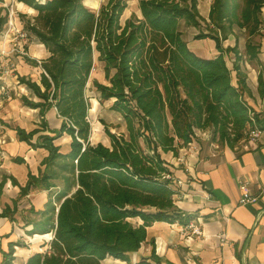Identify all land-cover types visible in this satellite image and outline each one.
Segmentation results:
<instances>
[{
	"label": "trees",
	"instance_id": "1",
	"mask_svg": "<svg viewBox=\"0 0 264 264\" xmlns=\"http://www.w3.org/2000/svg\"><path fill=\"white\" fill-rule=\"evenodd\" d=\"M14 1L37 13L28 20L19 14L18 21L30 44L43 45L50 54L41 63L24 57L42 69L40 84L18 78L30 95L22 96V103L39 111L41 124L30 133L16 132L20 142L48 156L38 175L29 172L26 186L9 177L21 192L0 218L13 221L21 199L47 191L45 210H30L38 219L30 221L29 235L52 239L49 249L27 264L130 263L153 224L184 227L192 219L176 205L177 178L164 154L179 158L197 132H210L213 143L234 150L249 141L250 131L264 130V114L248 104L244 57L237 46L223 47L236 29L245 30L247 61L259 63L261 45L252 39L263 37L264 0H214L208 32L195 39L214 41L220 53L215 58L196 55L181 31L182 22L201 27L199 0H140L142 18L133 14L124 25L128 0H109L98 13L85 0ZM8 23L9 10L0 11V37ZM226 54H234L233 70ZM96 60L107 82L93 80L99 100L113 101L111 109L127 127V134H117L104 126L110 145L91 141L88 85ZM258 81L263 94L262 74ZM53 109L63 120L60 130L49 129L47 115ZM65 135L72 139L66 153L57 144ZM14 163L26 164L22 158ZM7 179L0 183V197ZM152 258L159 261L155 254Z\"/></svg>",
	"mask_w": 264,
	"mask_h": 264
},
{
	"label": "crops",
	"instance_id": "2",
	"mask_svg": "<svg viewBox=\"0 0 264 264\" xmlns=\"http://www.w3.org/2000/svg\"><path fill=\"white\" fill-rule=\"evenodd\" d=\"M84 4L95 13L105 5L103 0H85ZM210 11L211 8L208 21ZM127 13L128 9L124 13L125 22L133 15L132 12ZM134 13L142 18L139 2ZM260 45L257 66L258 74H262L264 81V35ZM28 52L35 60H45L50 56L46 48L37 43L29 44ZM22 59L24 63L18 65L17 79L30 78L28 74L35 76L38 73L39 79L33 80L40 84L42 69L33 67L24 57ZM23 66L29 69L25 68L24 72H21ZM30 69L35 72L32 73ZM259 75L255 78L251 76L248 84L250 95H247V100L254 111L264 114V90L263 94L259 91ZM2 83L0 82V86ZM22 87L26 89L25 86ZM0 99L5 100L4 106L0 107V119L13 126L0 130V143H5L6 138L12 140H6L5 146H1L5 151V159L0 160V183L3 177H8L0 197L1 215L6 206L13 208V202L19 199L21 192L19 187L13 186L9 177H14L21 186H26L29 172L38 175L41 162L48 156V152L31 149L28 144L18 140L16 132L17 128L28 133L40 128L39 111L25 107L21 99L12 102H7L2 97ZM47 121L51 131L60 130L62 127L63 120L55 109L48 113ZM64 138L68 139L65 149L58 142L57 144L66 153L72 139L67 135L62 139ZM195 144L191 147H195ZM191 147L184 149V164L179 161L181 155L175 158L172 153H169L165 160L172 165L171 170L177 179L191 181V184H186L181 189L191 197L176 201V205L181 211L191 215L190 224L199 227L203 236H191L190 232L187 234L186 226L183 227L179 223H155L148 228L147 241L139 252L131 255L130 263L112 260V264H264V135L258 141L249 140L240 148L231 150L223 147L219 151L204 155L201 152L202 147L200 150ZM29 150L31 152L28 153ZM32 155L40 157L39 164L35 167L29 159ZM16 158L24 159L26 164L14 163ZM243 181L250 183L251 194L257 199L247 206L240 205V183ZM36 193L37 191H34L18 202L19 212L13 221L10 218H0V264H27L31 257L49 249L51 235H29L33 229L30 221L35 220L32 218L31 208L43 211L49 200V192L39 191L38 195L43 202L40 208H36L31 200ZM39 239L43 241L41 244L38 243ZM153 254L160 263L152 258Z\"/></svg>",
	"mask_w": 264,
	"mask_h": 264
},
{
	"label": "rangeland",
	"instance_id": "3",
	"mask_svg": "<svg viewBox=\"0 0 264 264\" xmlns=\"http://www.w3.org/2000/svg\"><path fill=\"white\" fill-rule=\"evenodd\" d=\"M109 0H103V5L107 4ZM129 1V8L128 13L132 12V14H135L134 11L136 10V4L140 0H128ZM214 3V0H199V12L201 16V27L195 28V27H189L185 22H182L181 24V31L184 35V40L189 44V47L191 50L198 56L202 58H215L219 56V52L216 50V44L211 39L207 40H196L195 37L199 35L201 32H208L207 29V21H208V14L209 9L212 7ZM8 9L10 12H14L16 14V17L19 14L26 15L25 20H28V18L33 19L37 16V13L33 12L27 7H23L21 4H15L14 0H6L5 4H0V11ZM100 10H98L96 13H98ZM5 11H3L4 13ZM127 13V14H128ZM127 16V15H126ZM125 15L124 18H122V23L125 22ZM206 21V22H205ZM19 22V21H18ZM209 22V21H208ZM264 35V32L262 33ZM249 41L248 33L245 30H239L236 29L235 36H230L227 41L223 42V47L227 49L228 47H238V51L243 55L244 60L242 62V71L247 75V84H249V81L251 76L255 78L258 74V66L256 62L250 63L247 61L246 57V45ZM255 44H259L261 41L260 36H256L252 39ZM10 46V45H8ZM225 59L227 61V64L231 70H233L234 66V54H226ZM24 63V60L22 59V56H19L17 54L11 55L8 59L0 60V66L2 68H8L12 73L9 74L8 78L5 80L7 86H9L11 98L7 100V102H12L13 100H19L24 95H29V92L22 86L18 85V79L17 74L18 73V65L21 63ZM29 69L27 66H23L20 71L24 72V69ZM103 65L96 61L95 63V70L92 73L91 77V85L89 86L88 90V96L90 99L91 104V112H90V122L92 126V136L91 141L94 144L103 143L105 145H110V141L106 135L104 126H108L110 130L117 134H127V127L126 123L123 119V117L113 111L111 109L113 101H107V102H100L99 100V94L97 93L95 87L93 86V80H98L99 82L107 84V82L104 79V73L102 74ZM257 69V70H256ZM31 72H35L33 69H30ZM257 71V72H255ZM26 76V75H25ZM27 76H30L31 79H39V74L37 73L35 76L28 74ZM233 76H236L235 73H233ZM2 96L0 95V98ZM3 98V97H2ZM3 104H2V103ZM6 102V103H7ZM5 100L3 101L0 99V107L4 106ZM37 120V119H36ZM39 124V121H38ZM5 127H13L12 125L6 123L4 120L0 119V130L4 129ZM198 138L195 140L194 143H196L194 146L191 147L192 149L195 148L196 150H200V147H202V155L205 153H210L211 151H219L223 148L221 144L218 142H215L212 144L211 140V133L210 132H197ZM6 140H10L7 139ZM5 140V143L7 142ZM67 138L60 139L58 141V144L63 146V148H66ZM12 141V140H10ZM203 141V142H202ZM5 143H0V160L5 157V151L1 149V146H5ZM203 143V144H202ZM200 145V146H199ZM219 145V146H218ZM190 148V146L188 147ZM182 153L180 151V155L182 157H185L183 154L184 149H182ZM28 153L31 152V150L27 151ZM34 154V153H32ZM168 154H164V157L166 158ZM169 158V157H168ZM186 158V157H185ZM5 159V158H4ZM30 159V162L33 164V167L37 166L40 161V157L38 155H32ZM39 191L35 194V197H33L31 200L34 202L36 208H40L42 206V199L41 196L38 195ZM33 215V214H32ZM32 218L37 219V217ZM134 224H140V220H132ZM43 241L42 239H39L38 243L41 244ZM112 260L108 261V264H112ZM114 264V263H113Z\"/></svg>",
	"mask_w": 264,
	"mask_h": 264
},
{
	"label": "built area",
	"instance_id": "4",
	"mask_svg": "<svg viewBox=\"0 0 264 264\" xmlns=\"http://www.w3.org/2000/svg\"><path fill=\"white\" fill-rule=\"evenodd\" d=\"M18 16L16 17V14L14 12L9 11V23L7 25L5 33L0 37V60L8 59L13 54H17L22 57L31 58L27 50V46L30 44V37L29 34L26 31H24L22 26L19 24ZM38 61L39 63H41V60ZM10 73L12 72L8 68H2L0 66V82L1 83L3 82L2 85L0 86V95L6 100L11 98L9 86H7L5 82V80L8 78ZM263 135H264V130L261 129L252 130L249 133V140L258 141ZM192 144H190L189 146L191 147ZM179 161L182 164H184L185 157H182ZM186 184H191V181L185 182L184 180L181 179H175L174 188L177 191V195L175 197L176 201L184 200L188 197H191V195L188 192H183L181 190L182 188H184ZM240 191L242 194L240 200L241 206H247L249 204L256 202L257 199L251 194L250 183L248 181H243L240 183ZM207 198H209V196H207ZM185 229L187 234H189V232L192 234L191 236H196V237L203 236V231L194 224H189L188 226H186Z\"/></svg>",
	"mask_w": 264,
	"mask_h": 264
},
{
	"label": "bare ground",
	"instance_id": "5",
	"mask_svg": "<svg viewBox=\"0 0 264 264\" xmlns=\"http://www.w3.org/2000/svg\"><path fill=\"white\" fill-rule=\"evenodd\" d=\"M23 7H24V5L23 4H21Z\"/></svg>",
	"mask_w": 264,
	"mask_h": 264
}]
</instances>
